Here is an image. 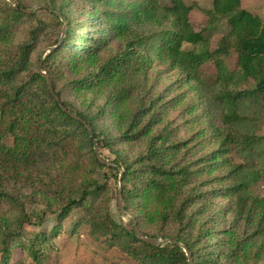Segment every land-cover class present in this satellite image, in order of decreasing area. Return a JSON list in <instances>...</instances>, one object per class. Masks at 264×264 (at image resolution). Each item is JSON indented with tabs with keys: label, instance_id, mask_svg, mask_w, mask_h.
Returning <instances> with one entry per match:
<instances>
[{
	"label": "trees",
	"instance_id": "1",
	"mask_svg": "<svg viewBox=\"0 0 264 264\" xmlns=\"http://www.w3.org/2000/svg\"><path fill=\"white\" fill-rule=\"evenodd\" d=\"M82 2L89 9L87 14L91 20L95 21L92 27L96 29V36L78 32L79 24L75 25L62 8L50 9L57 20V39L50 53L41 61L42 71L52 81L55 95L68 110L64 112L39 71L21 84L16 82L44 31V23L39 22L35 11L29 13V9L21 4L0 0V39L10 36L29 21H37L29 40L0 62V206H7L19 214L13 220L0 216V264H44L38 247L34 245L23 250L24 255L20 260L14 261L13 258L11 241L19 237L27 224H32L18 198L5 188V184L18 181L19 177L28 183L40 184L44 193L53 195L54 201L65 203L59 213L52 204H48L49 211L57 213V224L51 233L54 237L74 210L84 209L81 222L88 227L89 235L118 248L139 264H190L184 247L191 253L194 264H216L223 259L231 260L239 256L241 252L238 248L241 245L249 246L253 259L264 260V195L257 196L251 192L252 186L264 179V171L251 167L247 162H234L232 156L235 148L243 150L264 144V136L250 132L238 136L234 134L235 130L226 131L213 123L214 143L219 145L220 151H213L209 160L204 162L209 163L206 165L210 166L208 174L216 167L217 170H224L226 173L221 181L225 180L228 184L214 189L211 194L215 199L229 200L233 228L236 231L242 229L246 234L230 253L211 256L199 246L198 239L204 236L210 238L212 234L210 231H200L194 238L192 231L197 222L190 213L191 206L198 199L207 201V195L200 194L192 184L193 174L190 170L175 166V159L185 143L172 141V130L165 127L159 134L153 135L155 128L163 121V104H160L163 98L154 96L153 86L147 85L146 78L152 63V52L167 62L170 71H178L181 75L171 84L170 92L174 90L172 87L181 88L190 82L202 81V66L212 62L218 74L214 84L223 88L215 100L224 108V123L249 126L251 117L240 112V105L257 101L264 108V20L245 10L241 0H213V8L206 10L207 24L201 30H197L191 21L195 4L187 5L184 0H171L169 6H161L159 0ZM136 4L152 10L161 9L170 22V28L154 34L143 32L137 23ZM224 21L229 25V32L219 40L217 49L212 51L205 32L215 29ZM83 25L85 23L79 27ZM186 43L191 44L193 49L186 50ZM232 51L237 54L238 71H230L226 64ZM108 52L111 55H107ZM97 57L100 58L97 69L87 71L84 77L72 80L71 84L79 90L103 89L107 86L106 103L97 113H73L56 88L57 77L64 73L63 64L60 63L66 61L68 66L71 59L78 64ZM239 74L244 80H253L255 87L239 92L232 90L230 87L235 85ZM108 108L114 112L118 127L124 130L121 144L131 145L143 138L149 140V151L137 160L143 167L131 169L125 166L122 181L118 174L124 157L114 150L107 129L100 124ZM147 117L148 121L143 123ZM82 121L91 128L92 134ZM96 146L98 150L104 147L114 151L117 159L108 161L111 164L101 163L97 158ZM59 154L73 155L77 162L84 164L83 171L87 174L104 169L118 173L115 178L123 184L126 209L127 204L137 205L140 218L135 220L138 227H142L143 221H148L147 209L154 204L157 206L156 218L162 223L179 226V229L164 236L167 242L158 246L138 239L135 228L130 232L113 218L110 180L102 183L91 176L81 180L69 178L67 187L62 189V182L58 178L43 175L38 168L40 162ZM128 183L133 187H128ZM43 221L42 216L40 222ZM78 227L76 225L74 229ZM36 239L41 240L39 245H43L47 237L41 235Z\"/></svg>",
	"mask_w": 264,
	"mask_h": 264
},
{
	"label": "rangeland",
	"instance_id": "2",
	"mask_svg": "<svg viewBox=\"0 0 264 264\" xmlns=\"http://www.w3.org/2000/svg\"><path fill=\"white\" fill-rule=\"evenodd\" d=\"M9 4H21L29 10H33L37 14V18L44 23V31L40 35L35 49L32 51L25 70L18 75L16 82L21 84L39 71L41 61L50 53L57 39V20L53 16L52 10L63 9L68 13L73 23L84 24L82 27L78 25V32H85L89 36H96V29L92 27L95 21L91 20L87 13L82 0H4ZM187 5L195 4L192 11L191 21L197 30L203 29L207 24L208 16L206 10L213 8V0H184ZM133 1L132 4H134ZM161 6L171 5V0H159ZM137 23L139 28L146 33L154 34L162 32L170 28L169 20L163 15L161 9L152 10L145 8L141 4H136ZM59 13V11H58ZM59 15H61L59 13ZM62 16V15H61ZM37 25L36 20L29 21L20 26L10 36L0 39V62L4 60L10 53L19 49V47L29 40V34ZM229 32L227 21L220 23L215 29L205 32V36L210 41V50L218 47L219 40ZM186 50L193 49L191 44H185ZM107 55H111L110 52ZM152 63L147 71V85L153 86V94L155 97L161 96L162 118L163 121L155 128L153 135L159 134L160 130L167 128L172 130L171 140L175 143L184 142L185 147L175 159V166L187 168L193 174L192 184L198 189L200 194L207 195V201H198L191 206L190 213L196 217V228L192 231L195 238L200 231L211 232V237H201L199 246L211 256L216 254H228L239 242L243 240L244 235L242 229L236 231L233 228V216L230 213V202L226 198H213L211 192L227 186V182L221 181L225 176V171L217 167L208 174L210 166H206L209 155L219 150V145L215 144L213 136V123L216 126L224 128L223 130H235L234 134L243 136L251 133L257 136H264V108L261 104L254 102H244L240 105V112L246 113L251 117L250 125L231 126L224 123L223 106L215 100V97L221 92L220 86L214 84L218 74L214 63L208 62L201 68L200 76L202 81L190 82L184 87H172L174 90L169 91L171 84L180 78L178 71H170L167 62L156 52L150 54ZM99 57L90 61H81L74 64L70 61V66L63 64L64 73L57 77L56 88L62 95V100L69 105L70 111L73 113L95 112L102 108L107 100L109 88L105 86L103 89L79 90L73 88L71 82L74 79L82 78L89 70H96ZM68 64V61H67ZM230 71H238L237 54L232 51L226 61ZM44 72V71H43ZM46 73V72H45ZM180 86V84H178ZM255 82L253 80H244L242 76L237 75L235 85L230 88L236 92L253 89ZM108 108L104 119L100 120V124L104 125L108 131L110 139L114 143V150L120 152L124 157L120 174L114 173L108 169L100 172L94 171L90 174L84 173V164L77 162L73 155L48 157L44 162H40L39 169L44 176H53L62 182V189L67 187L69 178L81 180L84 177H92L104 182L110 180L109 190L112 197L111 212L113 218L122 224L128 231L134 230L133 218L140 216L137 205L130 206L125 202L124 208L127 213L120 212L118 199L120 188H124L121 182H117L115 175H122L125 172L124 167L131 169L143 167L139 160L149 151V140L146 138L138 139L132 144H121L124 130H121L114 118V112ZM116 117V116H115ZM149 117L143 120L148 121ZM142 123V124H143ZM99 152L107 161L117 159V153L110 151L108 148L100 147ZM233 161L238 163L247 162L251 167L264 171V144L251 148H235ZM64 166V167H62ZM216 166V165H215ZM61 167V168H60ZM213 169V167H212ZM200 171V172H199ZM199 172V173H197ZM18 178V181H10L5 184V188L18 198L26 213L31 218L32 224L26 225L18 238L11 241L14 261L22 258L23 250L34 245L38 247L40 257L44 264H139L116 247H111L109 243H105L96 238H92L88 233V227L81 222L85 215L84 209L74 210L70 216L62 224V229L56 237L52 236V231L57 224V213L52 214L48 209V204L53 205L56 212H60L65 205L62 201H54L52 194L44 193L42 187L38 183H28L24 178ZM218 178V179H214ZM220 178V179H219ZM101 183V184H102ZM128 187H133L131 183ZM64 189L63 191H65ZM251 192L257 196L264 195V179L252 186ZM198 198V197H197ZM124 200V199H123ZM157 206L150 204L148 211V221L142 222L139 228L145 233V236H156L162 244L167 241L164 236H169L177 232L179 226L165 224L156 218L155 210ZM0 216L3 218L11 217L15 219L19 214L7 206H0ZM44 217L41 223L40 218ZM140 218V217H139ZM143 220V219H141ZM138 221V220H137ZM140 224V223H139ZM79 225L77 229H74ZM198 226H201L200 229ZM75 230V234H73ZM46 236V243L39 245L41 240H37V236ZM51 235V236H50ZM50 236V237H49ZM160 243V244H161ZM242 247V248H241ZM241 254L230 259H223L216 264H264V260L257 261L252 258L249 246L241 245L238 248ZM29 256V255H28ZM29 261V260H28Z\"/></svg>",
	"mask_w": 264,
	"mask_h": 264
},
{
	"label": "water",
	"instance_id": "3",
	"mask_svg": "<svg viewBox=\"0 0 264 264\" xmlns=\"http://www.w3.org/2000/svg\"><path fill=\"white\" fill-rule=\"evenodd\" d=\"M27 11H28L29 13L33 12V10H27ZM65 27H67V24L65 25ZM39 72H40V74H41L43 77L46 78V80H47V82H48V84H49V86H50L51 94L55 97V99H56L58 102H60V99L55 95V89H54V87H53V83H52V81L50 80V78L48 77V75H47L45 72L42 71V62H41L40 67H39ZM60 106H61V108H62V110H63L64 112H68L67 108H66L61 102H60ZM73 117H74L75 119L81 120L80 117H78L77 115H73ZM82 122L86 125V123H85L84 121H82ZM86 127H87V129L89 130V132L92 134V130H91V128H90L88 125H86ZM95 151H96V154H97V158L99 159V161H100L101 163H103V164H104V163H105V164H111L110 162H108V161H104V160L102 159V157H101V155H100V153H99V150H98V147H97V146H96V148H95ZM120 180L122 181V176H121V179H120ZM118 204H119L120 212H122V214H123V213H124V214L127 213V211H126L125 208H124V200H123V190H122V188H120V191H119ZM133 221H134V228H135L136 236H137L138 239H140V240H142V241H144V242H146V243H148V244H152V245H156V246L160 245L161 242H160L159 239H157V238H149V237H146V236L142 233V231L139 229L138 224H137L135 218H133ZM168 241H169V242H172L171 240H168ZM184 250H185V252H186V254H187L188 258H189V263H190V264H194V263H193V259H192V255H191V253L188 251V249H187L186 247H184Z\"/></svg>",
	"mask_w": 264,
	"mask_h": 264
},
{
	"label": "crops",
	"instance_id": "4",
	"mask_svg": "<svg viewBox=\"0 0 264 264\" xmlns=\"http://www.w3.org/2000/svg\"><path fill=\"white\" fill-rule=\"evenodd\" d=\"M242 7L264 20V0H241Z\"/></svg>",
	"mask_w": 264,
	"mask_h": 264
}]
</instances>
